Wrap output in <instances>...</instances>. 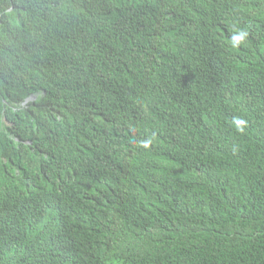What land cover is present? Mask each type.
Returning a JSON list of instances; mask_svg holds the SVG:
<instances>
[{
    "label": "trees",
    "instance_id": "1",
    "mask_svg": "<svg viewBox=\"0 0 264 264\" xmlns=\"http://www.w3.org/2000/svg\"><path fill=\"white\" fill-rule=\"evenodd\" d=\"M0 264H264V0H0Z\"/></svg>",
    "mask_w": 264,
    "mask_h": 264
},
{
    "label": "clouds",
    "instance_id": "2",
    "mask_svg": "<svg viewBox=\"0 0 264 264\" xmlns=\"http://www.w3.org/2000/svg\"><path fill=\"white\" fill-rule=\"evenodd\" d=\"M242 38H243V35L236 37V40L239 41V40H241ZM235 123H236V125H237V129H238L239 131H243V128L240 127V125H243V124H244V121H243V120H240V119H237V120L235 121Z\"/></svg>",
    "mask_w": 264,
    "mask_h": 264
}]
</instances>
